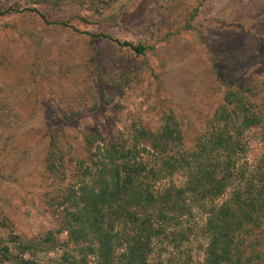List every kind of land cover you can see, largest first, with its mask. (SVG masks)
I'll use <instances>...</instances> for the list:
<instances>
[{"label": "rangeland", "instance_id": "374dc122", "mask_svg": "<svg viewBox=\"0 0 264 264\" xmlns=\"http://www.w3.org/2000/svg\"><path fill=\"white\" fill-rule=\"evenodd\" d=\"M9 8L21 13L0 15V248L15 258L60 264L72 254L67 233L57 234L69 205L61 198L71 186L79 193L98 188L93 151L150 145L140 132L154 135L167 126L194 150L221 132L215 123L221 108L236 112L230 125L240 124L238 108L226 100L231 92L264 120V0H0V9ZM34 8L78 32L24 12ZM84 33L142 44L147 52L136 56ZM240 132L227 125V136ZM243 137L242 162L256 173L264 127ZM87 166L94 174L83 176ZM161 175L156 188L185 186L182 173ZM187 204L188 242L164 243L148 264L205 260L202 212L210 207ZM33 243L39 246L21 252Z\"/></svg>", "mask_w": 264, "mask_h": 264}, {"label": "trees", "instance_id": "16d2710c", "mask_svg": "<svg viewBox=\"0 0 264 264\" xmlns=\"http://www.w3.org/2000/svg\"><path fill=\"white\" fill-rule=\"evenodd\" d=\"M24 12L36 13L45 24H59L78 32L68 22L50 23L35 8ZM12 13L21 12L0 9L1 16ZM84 34L128 48L136 56L147 52L142 44L121 42L103 33ZM226 100L234 105V111L238 108L240 124L230 125L234 124L230 117L237 120L236 112L232 115L226 106L221 108L224 113L215 118L221 132H211L194 150L185 149L183 133L167 126L154 135L140 132L138 137L144 142L153 140L150 145L117 144L100 154L93 151L98 188L93 186L79 193L71 186L61 198L69 205L57 234L67 233L66 243L74 244L71 253L78 256L66 254L60 264H90V259L93 264H148L150 255L155 249L163 250L164 243L182 246L188 242L193 233V227L184 226L185 219L193 215L189 202L210 207L202 212L206 223L201 227L209 244L203 262L195 263L189 258L181 264H264V155L256 173L247 160L242 162L248 141H244V132L264 127V120L238 94L231 92ZM227 125L241 132L227 136ZM51 146L54 151V144ZM173 146L176 150L171 149ZM145 155L148 160H144ZM164 171L168 175L182 173L185 186L156 188ZM94 173L87 166L83 176ZM243 180L241 189L239 183ZM188 193L192 198L185 197ZM225 196V201L218 204ZM36 245L39 246L23 245L20 250L24 253ZM14 259H18L15 264H37L15 258L7 246L0 248L1 264Z\"/></svg>", "mask_w": 264, "mask_h": 264}]
</instances>
